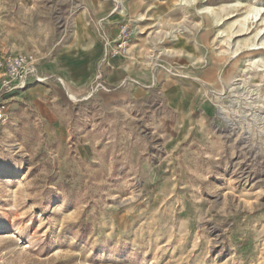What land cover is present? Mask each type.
Listing matches in <instances>:
<instances>
[{
    "label": "rangeland",
    "instance_id": "374dc122",
    "mask_svg": "<svg viewBox=\"0 0 264 264\" xmlns=\"http://www.w3.org/2000/svg\"><path fill=\"white\" fill-rule=\"evenodd\" d=\"M259 8L0 0V59L30 57L42 79L0 92V264H264V50L247 47L263 26L245 21ZM78 16L102 55L77 88L58 57ZM123 26L127 53L105 56Z\"/></svg>",
    "mask_w": 264,
    "mask_h": 264
},
{
    "label": "crops",
    "instance_id": "0c3cea01",
    "mask_svg": "<svg viewBox=\"0 0 264 264\" xmlns=\"http://www.w3.org/2000/svg\"><path fill=\"white\" fill-rule=\"evenodd\" d=\"M118 7L119 4L117 3ZM92 11L97 17L108 18L112 15V6L109 3L99 2L92 7ZM74 25L72 40L60 48L58 58L61 62V69L59 74L63 75L72 87L78 88L86 85L94 78L96 63L102 55V46L91 23L85 16L75 18ZM156 49L158 51L162 48L158 47ZM162 50L166 54L169 52ZM36 92L37 88H30L25 94L32 95ZM187 94H189V91ZM180 98L179 101L183 100L182 97ZM179 101L176 104L181 106L183 103H179Z\"/></svg>",
    "mask_w": 264,
    "mask_h": 264
},
{
    "label": "built area",
    "instance_id": "2783aa9c",
    "mask_svg": "<svg viewBox=\"0 0 264 264\" xmlns=\"http://www.w3.org/2000/svg\"><path fill=\"white\" fill-rule=\"evenodd\" d=\"M119 36L121 40L115 46L110 48L109 42L108 44L106 43L105 56L108 54L119 56L127 53V39L129 34L126 27H122ZM30 78H34L36 81L42 80L37 77L33 61L30 57L21 54H10L0 59V92L2 95L21 91L28 84ZM5 119V105L0 104V123Z\"/></svg>",
    "mask_w": 264,
    "mask_h": 264
},
{
    "label": "bare ground",
    "instance_id": "6f19581e",
    "mask_svg": "<svg viewBox=\"0 0 264 264\" xmlns=\"http://www.w3.org/2000/svg\"><path fill=\"white\" fill-rule=\"evenodd\" d=\"M121 8H123L121 6ZM261 11H264V8L254 9L252 10L245 18L247 23H256L259 22L263 26V28L257 29L255 34L253 35V41L249 43L247 46L249 50H264V18L260 17ZM263 13V12H262ZM261 13V14H262ZM253 26V25H252ZM245 27V26H244ZM248 28H246L247 30ZM242 32V31H241ZM247 32V31H246ZM238 46V45H237ZM239 47V46H238ZM237 50V49H236ZM236 54V53H235ZM263 61V60H262ZM258 63V62H257ZM262 63V62H261ZM264 64V63H263Z\"/></svg>",
    "mask_w": 264,
    "mask_h": 264
}]
</instances>
